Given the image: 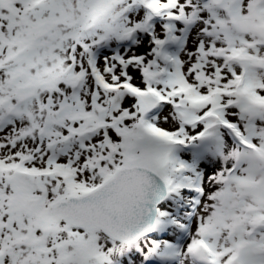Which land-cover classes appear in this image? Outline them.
I'll list each match as a JSON object with an SVG mask.
<instances>
[{"label":"snow or ice","instance_id":"obj_1","mask_svg":"<svg viewBox=\"0 0 264 264\" xmlns=\"http://www.w3.org/2000/svg\"><path fill=\"white\" fill-rule=\"evenodd\" d=\"M0 264H264V0H0Z\"/></svg>","mask_w":264,"mask_h":264}]
</instances>
